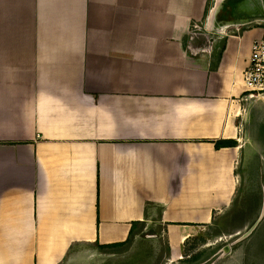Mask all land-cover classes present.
I'll return each mask as SVG.
<instances>
[{
	"label": "crops",
	"instance_id": "1",
	"mask_svg": "<svg viewBox=\"0 0 264 264\" xmlns=\"http://www.w3.org/2000/svg\"><path fill=\"white\" fill-rule=\"evenodd\" d=\"M207 1L0 0V264H70L228 204L264 27L250 12L206 38Z\"/></svg>",
	"mask_w": 264,
	"mask_h": 264
},
{
	"label": "rangeland",
	"instance_id": "2",
	"mask_svg": "<svg viewBox=\"0 0 264 264\" xmlns=\"http://www.w3.org/2000/svg\"><path fill=\"white\" fill-rule=\"evenodd\" d=\"M215 2L207 1L199 26ZM214 11V25L205 32L206 38L226 25V19L244 18L250 12L264 27V0H218ZM243 101L230 122L231 143L238 154L233 193L208 223L184 230L150 220L123 244L110 251L97 250L92 256H78L70 264H264V213L247 236L233 241L256 219L264 193V96ZM225 243L229 249L222 253Z\"/></svg>",
	"mask_w": 264,
	"mask_h": 264
},
{
	"label": "built area",
	"instance_id": "3",
	"mask_svg": "<svg viewBox=\"0 0 264 264\" xmlns=\"http://www.w3.org/2000/svg\"><path fill=\"white\" fill-rule=\"evenodd\" d=\"M241 84L246 98L264 96V36L251 43L247 64L241 72Z\"/></svg>",
	"mask_w": 264,
	"mask_h": 264
},
{
	"label": "water",
	"instance_id": "4",
	"mask_svg": "<svg viewBox=\"0 0 264 264\" xmlns=\"http://www.w3.org/2000/svg\"><path fill=\"white\" fill-rule=\"evenodd\" d=\"M263 213H264V193H263L261 206H260V209H259V212H258L256 219L252 222V224L250 226H248L242 233H240L233 241L236 242L239 239H242L243 237L247 236L254 229V227L256 226L257 222L260 220ZM228 249H229V244L225 243L221 247V252L225 253L228 251Z\"/></svg>",
	"mask_w": 264,
	"mask_h": 264
},
{
	"label": "trees",
	"instance_id": "5",
	"mask_svg": "<svg viewBox=\"0 0 264 264\" xmlns=\"http://www.w3.org/2000/svg\"><path fill=\"white\" fill-rule=\"evenodd\" d=\"M227 142H230L228 145H233L231 142H232V139H229ZM131 236V231L129 232L127 238L124 240V242L128 241L129 238ZM122 242H118V243H111V244H108L107 246H117L119 244H121ZM99 247H103L102 245H98Z\"/></svg>",
	"mask_w": 264,
	"mask_h": 264
},
{
	"label": "bare ground",
	"instance_id": "6",
	"mask_svg": "<svg viewBox=\"0 0 264 264\" xmlns=\"http://www.w3.org/2000/svg\"><path fill=\"white\" fill-rule=\"evenodd\" d=\"M213 9H211V11H209L210 12V14H209V16H208V22L210 21V19H211V14H212V11ZM209 28V27H208ZM239 233V232H238Z\"/></svg>",
	"mask_w": 264,
	"mask_h": 264
}]
</instances>
